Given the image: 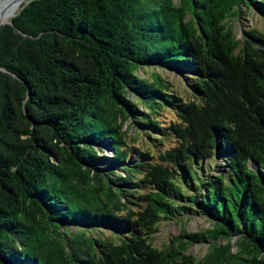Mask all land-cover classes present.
Segmentation results:
<instances>
[{"label":"trees","instance_id":"16d2710c","mask_svg":"<svg viewBox=\"0 0 264 264\" xmlns=\"http://www.w3.org/2000/svg\"><path fill=\"white\" fill-rule=\"evenodd\" d=\"M242 7L264 18L29 0L0 26V264H264V31H234ZM194 213L210 226L153 244Z\"/></svg>","mask_w":264,"mask_h":264},{"label":"rangeland","instance_id":"374dc122","mask_svg":"<svg viewBox=\"0 0 264 264\" xmlns=\"http://www.w3.org/2000/svg\"><path fill=\"white\" fill-rule=\"evenodd\" d=\"M28 1L29 0H24V1L22 0L17 2L14 7L15 13L13 14V16L19 11L20 9L19 7H21L23 4H25ZM9 21H11V19ZM7 22L1 21L0 26L1 23H7ZM229 23L232 25L234 31L239 34V36L245 29L249 30L252 28H257L264 31V18L257 11L255 10L247 11L245 7H242V13L240 17L231 18L229 20ZM154 70L162 73L172 82L176 83L179 80L178 83L182 84L181 82L182 78L178 75L177 72L173 71L172 69H165L161 67H158L156 69L147 68V69H141L140 74L142 76H147L150 75V73H152ZM171 118H173V116L168 112H166L167 122ZM125 126L130 127V121H126ZM130 133L134 137L135 132L133 128H131ZM105 153L112 155L113 152L109 149L107 150L105 149ZM218 163L221 164L222 162H218ZM208 164L209 163L207 162L206 165ZM208 226H210L209 220L202 214H197V213H194V215L189 218H185V220H183L182 223H180L177 220H163L160 223V230L152 235L154 238L153 244L158 247L163 246L165 242H167L169 237H172V235L179 234L180 232L183 231L182 229L184 228L187 229L186 231L195 232L207 228ZM188 252L199 259L203 257L204 254L207 252V244H195L188 249Z\"/></svg>","mask_w":264,"mask_h":264},{"label":"bare ground","instance_id":"6f19581e","mask_svg":"<svg viewBox=\"0 0 264 264\" xmlns=\"http://www.w3.org/2000/svg\"><path fill=\"white\" fill-rule=\"evenodd\" d=\"M19 1H22V0H0V22L1 21L9 22V20L15 13V10H14L15 4ZM2 24L4 23H1V25Z\"/></svg>","mask_w":264,"mask_h":264},{"label":"water","instance_id":"95a60500","mask_svg":"<svg viewBox=\"0 0 264 264\" xmlns=\"http://www.w3.org/2000/svg\"><path fill=\"white\" fill-rule=\"evenodd\" d=\"M16 15V14H15ZM7 23H12V21H9V22H7ZM4 24H6V23H4ZM3 25V24H2Z\"/></svg>","mask_w":264,"mask_h":264}]
</instances>
